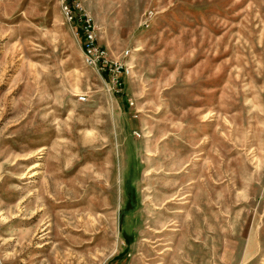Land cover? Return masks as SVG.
<instances>
[{"label": "rangeland", "instance_id": "1", "mask_svg": "<svg viewBox=\"0 0 264 264\" xmlns=\"http://www.w3.org/2000/svg\"><path fill=\"white\" fill-rule=\"evenodd\" d=\"M82 5L120 87L0 0V264H264V0Z\"/></svg>", "mask_w": 264, "mask_h": 264}, {"label": "built area", "instance_id": "2", "mask_svg": "<svg viewBox=\"0 0 264 264\" xmlns=\"http://www.w3.org/2000/svg\"><path fill=\"white\" fill-rule=\"evenodd\" d=\"M61 9L75 35L83 39L84 52L90 65L103 64L113 72L114 84L122 85L120 76L123 64L110 60L107 52L98 45L97 28L92 17L84 12L82 0H61ZM152 14V13H151ZM128 70V68L126 69ZM81 99H85L84 96Z\"/></svg>", "mask_w": 264, "mask_h": 264}, {"label": "bare ground", "instance_id": "3", "mask_svg": "<svg viewBox=\"0 0 264 264\" xmlns=\"http://www.w3.org/2000/svg\"><path fill=\"white\" fill-rule=\"evenodd\" d=\"M106 219V218H105ZM93 220V219H92ZM101 222V221H100ZM96 224V223H95Z\"/></svg>", "mask_w": 264, "mask_h": 264}]
</instances>
